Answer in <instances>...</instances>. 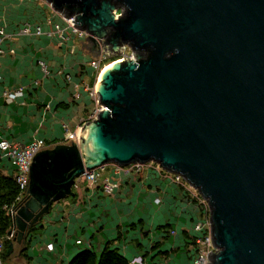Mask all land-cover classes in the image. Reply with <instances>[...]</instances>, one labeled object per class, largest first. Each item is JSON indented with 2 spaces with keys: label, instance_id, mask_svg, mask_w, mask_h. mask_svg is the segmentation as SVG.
Returning a JSON list of instances; mask_svg holds the SVG:
<instances>
[{
  "label": "water",
  "instance_id": "95a60500",
  "mask_svg": "<svg viewBox=\"0 0 264 264\" xmlns=\"http://www.w3.org/2000/svg\"><path fill=\"white\" fill-rule=\"evenodd\" d=\"M47 1L83 49L136 54L100 73L79 139L35 156L6 255L86 170L154 161L208 201L207 264H264V0Z\"/></svg>",
  "mask_w": 264,
  "mask_h": 264
},
{
  "label": "crops",
  "instance_id": "0c3cea01",
  "mask_svg": "<svg viewBox=\"0 0 264 264\" xmlns=\"http://www.w3.org/2000/svg\"><path fill=\"white\" fill-rule=\"evenodd\" d=\"M55 23L63 24L64 15L47 0H0V141L28 144L41 138L51 147L64 143L67 131L79 132L99 107L89 91L98 81L90 65L97 55L83 49L87 37L71 29L63 40L54 32ZM26 24L31 34L22 33ZM38 25L44 31L40 35L35 33ZM21 86V97L4 99L5 91ZM128 167L118 171L113 163L106 164L104 177L120 183L114 195L99 185L74 183V195L54 203L27 234L30 260L23 258L24 264H69L82 249L99 253L106 244L129 264H193L198 202L166 175L169 171L148 167L136 173ZM0 173H14L9 159L0 160ZM78 239L83 243L77 244ZM48 243L54 244L53 251L46 249Z\"/></svg>",
  "mask_w": 264,
  "mask_h": 264
},
{
  "label": "built area",
  "instance_id": "2783aa9c",
  "mask_svg": "<svg viewBox=\"0 0 264 264\" xmlns=\"http://www.w3.org/2000/svg\"><path fill=\"white\" fill-rule=\"evenodd\" d=\"M51 22V21H50ZM52 23V22H51ZM74 22V18H67L64 16V23H55L54 25V32L58 33L59 36L63 40H67L68 36L66 32L68 29H71L73 33L79 35L82 38L87 37V33L85 31L80 30L77 28ZM23 34H31L32 27L30 24H26L22 29ZM35 33L40 35L44 33L41 26H36ZM51 34V33H50ZM2 38L0 37V43ZM4 53L0 45V56ZM135 52L129 47L125 46L124 49L120 54L116 55H109L106 53H101L97 55L95 58L91 59L90 65L96 71L97 76L99 77L100 73L111 63L116 60H123L125 58H135ZM115 57L116 59L110 61L111 58ZM42 68L46 74L49 73V69L47 64L44 61H41ZM90 94L97 99L98 102V95L96 92L95 87L89 89ZM25 93L24 87H18L14 90H8L3 93V97L7 102H12L21 97ZM1 98V97H0ZM1 100V99H0ZM99 105V104H98ZM100 110V105L94 112L93 118L96 117ZM92 118V119H93ZM80 131H67L66 133V142L64 143H71L72 141H77L79 139ZM46 141L41 138H34L28 144H21L17 142H10L6 139H2L0 141V160L3 158H7L11 161V165L14 168V173L12 176L16 180L19 186V194L15 200V203L12 205H5V209L7 214L11 216L14 220V225L11 229L7 232L4 237H0V264H4L2 254L4 252L5 243L8 240L14 241L17 237L18 229L15 225V216L19 207L24 203L25 198L27 196V190L30 180V168L35 156L42 151L43 149L50 148ZM53 147V146H52ZM118 171L123 170L124 166L118 163H113ZM154 162L149 163H132L128 165L129 169L136 171V173H140L145 168H153L156 169L158 172H163L164 168L157 163V167L153 166ZM106 164L86 170L79 178L76 179L75 184L79 182L85 181L90 187L101 186L103 191L108 195H114L116 190L119 189L120 183L115 180L111 179V177H104L103 173L105 171ZM167 176H170L174 182H177L179 185H182L184 189L189 193V198L196 200L199 204L200 208V216L196 220L195 224L193 225L194 234V242L192 243V249L194 252V259L193 264H207L209 261V254L210 252H214L216 250L213 238L211 236V222H210V207L208 201L201 195V193L190 185L182 175L174 173V176H171L168 172H165ZM185 181H184V180ZM161 199L157 198L156 202L160 203ZM77 244H82V239H78L76 241ZM54 244L48 243L46 245V249L48 251L54 250Z\"/></svg>",
  "mask_w": 264,
  "mask_h": 264
},
{
  "label": "trees",
  "instance_id": "16d2710c",
  "mask_svg": "<svg viewBox=\"0 0 264 264\" xmlns=\"http://www.w3.org/2000/svg\"><path fill=\"white\" fill-rule=\"evenodd\" d=\"M113 57L110 61L115 60ZM19 186L13 176H8L0 173V237H4L14 225V220L7 214L5 205H12L19 194ZM32 227L29 233L33 232ZM11 240L6 241L4 252L2 254L3 261H6L12 256V253L7 256L6 252ZM29 241L20 247V255L29 262L28 255ZM69 264H129L127 259L123 257L116 248H112L106 244L98 253L91 248L82 249Z\"/></svg>",
  "mask_w": 264,
  "mask_h": 264
},
{
  "label": "rangeland",
  "instance_id": "374dc122",
  "mask_svg": "<svg viewBox=\"0 0 264 264\" xmlns=\"http://www.w3.org/2000/svg\"><path fill=\"white\" fill-rule=\"evenodd\" d=\"M165 171V170H164ZM169 173V172H168ZM171 176H174L175 174L174 173H169ZM184 180V179H183ZM185 181V180H184ZM84 181H82L81 182V185H84ZM69 197H71V196H69ZM19 248H20V246L17 244L16 246H15V250H14V253L12 254V256L9 258V259H7L6 261H4V264H24L25 263V261H24V259H23V257H20L19 256Z\"/></svg>",
  "mask_w": 264,
  "mask_h": 264
},
{
  "label": "flooded vegetation",
  "instance_id": "af4514ba",
  "mask_svg": "<svg viewBox=\"0 0 264 264\" xmlns=\"http://www.w3.org/2000/svg\"><path fill=\"white\" fill-rule=\"evenodd\" d=\"M24 243H21L19 246L21 247L22 245H23ZM19 256L21 257V255H20V248H19Z\"/></svg>",
  "mask_w": 264,
  "mask_h": 264
}]
</instances>
